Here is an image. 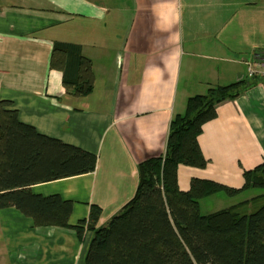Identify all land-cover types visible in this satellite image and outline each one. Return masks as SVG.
Wrapping results in <instances>:
<instances>
[{
  "label": "crops",
  "instance_id": "0c3cea01",
  "mask_svg": "<svg viewBox=\"0 0 264 264\" xmlns=\"http://www.w3.org/2000/svg\"><path fill=\"white\" fill-rule=\"evenodd\" d=\"M55 40L79 44L91 60L89 94L66 92L49 63ZM262 55L264 0H0V100L39 133L96 156L92 171L31 191L70 199V225L92 204L104 224L135 193L138 163L164 153L187 98L248 77L247 63L256 67ZM197 138L207 162L179 164L178 187L194 177L241 187L243 172L264 161L262 85L220 103ZM91 235L35 226L3 208L0 264H84Z\"/></svg>",
  "mask_w": 264,
  "mask_h": 264
},
{
  "label": "trees",
  "instance_id": "16d2710c",
  "mask_svg": "<svg viewBox=\"0 0 264 264\" xmlns=\"http://www.w3.org/2000/svg\"><path fill=\"white\" fill-rule=\"evenodd\" d=\"M49 63L61 71L68 94L83 96L93 90L91 60L81 54L79 44L53 41ZM257 83L264 89V74H248L189 96L184 112L170 121L164 153L138 163L135 193L98 225V206L92 204L87 219L70 225V199L30 189L35 183L92 171L95 154L39 133L18 119L10 101L0 100V209L15 207L35 226L73 232L80 239L90 230L84 264H264L263 191L206 213L199 205L200 199L220 191L235 196L249 188L264 189V161L243 172L241 187L194 177L182 190L176 173L179 164H206L197 138L203 124L216 116L220 103Z\"/></svg>",
  "mask_w": 264,
  "mask_h": 264
},
{
  "label": "rangeland",
  "instance_id": "374dc122",
  "mask_svg": "<svg viewBox=\"0 0 264 264\" xmlns=\"http://www.w3.org/2000/svg\"><path fill=\"white\" fill-rule=\"evenodd\" d=\"M224 184V183H223ZM228 185V184H227ZM264 192V189L262 188H249V189H245L242 190L241 192H239L238 194H236L235 196H228L227 194H225V192L220 191L217 193H221L220 195H222L223 200H215L214 198H206V199H200L199 200V205H200V211L202 213L208 212V210H218L220 208H224L226 206H229L237 201H241L243 199H247L255 194H258L260 192ZM215 193V194H217Z\"/></svg>",
  "mask_w": 264,
  "mask_h": 264
},
{
  "label": "built area",
  "instance_id": "2783aa9c",
  "mask_svg": "<svg viewBox=\"0 0 264 264\" xmlns=\"http://www.w3.org/2000/svg\"><path fill=\"white\" fill-rule=\"evenodd\" d=\"M256 65V67H254L252 64H249L248 65V74L249 75H252V74H256V73H259V74H264V62H255L254 63Z\"/></svg>",
  "mask_w": 264,
  "mask_h": 264
}]
</instances>
